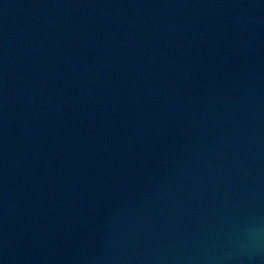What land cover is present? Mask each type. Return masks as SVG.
I'll return each mask as SVG.
<instances>
[{
  "label": "water",
  "instance_id": "1",
  "mask_svg": "<svg viewBox=\"0 0 264 264\" xmlns=\"http://www.w3.org/2000/svg\"><path fill=\"white\" fill-rule=\"evenodd\" d=\"M0 264H264V0H0Z\"/></svg>",
  "mask_w": 264,
  "mask_h": 264
}]
</instances>
